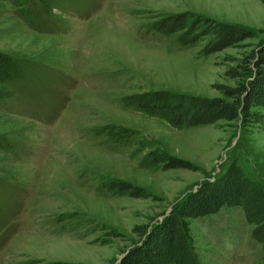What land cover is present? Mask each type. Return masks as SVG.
<instances>
[{
    "label": "rangeland",
    "instance_id": "1",
    "mask_svg": "<svg viewBox=\"0 0 264 264\" xmlns=\"http://www.w3.org/2000/svg\"><path fill=\"white\" fill-rule=\"evenodd\" d=\"M66 6L45 24L30 25L10 1L0 0V51L42 73L0 102V133L14 144L0 149V179L11 184L16 205L12 231L0 239V264H116L139 239L137 227L156 223L230 164L264 185V125L239 119L174 127L122 100L155 89L216 97L223 96L218 85H234L224 56L243 48L205 55L204 41L182 46L173 36L147 31L149 12L194 11L249 26L261 37L264 0H77ZM108 123L135 130L132 143L91 135ZM153 149L186 160L189 168H161L146 155ZM109 178L150 196L108 192L100 184ZM189 222L200 264H264L239 207Z\"/></svg>",
    "mask_w": 264,
    "mask_h": 264
},
{
    "label": "trees",
    "instance_id": "2",
    "mask_svg": "<svg viewBox=\"0 0 264 264\" xmlns=\"http://www.w3.org/2000/svg\"><path fill=\"white\" fill-rule=\"evenodd\" d=\"M8 1L17 8L20 17L35 25L45 24L53 16V10L64 11L68 8L66 5L74 6L77 0ZM149 13L146 30L173 36L182 46L204 41L201 52L205 55L230 47L243 48V51L238 56H224L228 65L225 76L231 78L234 85H218L223 96L208 97L155 89L124 95L125 105L159 116L174 127L239 119L243 124L264 125V30L260 31L262 35L259 37L257 31L249 26L216 20L189 10ZM248 39H256V42L245 43ZM35 68L36 64L26 59L0 51V102L11 99L18 84L42 75ZM90 132L122 146L131 144L137 134L131 128L112 123L94 127ZM139 144L144 146L142 140ZM13 148L8 136L0 133V149L11 151ZM146 155L163 169L189 168L186 160L158 149L150 150ZM100 186L116 195L150 196L145 188L124 180L109 178ZM11 188L10 183L0 179V239L12 231L10 222L16 214V205L13 206L10 199ZM223 206L242 210L245 221L251 226V236L260 244L264 257V185L246 177L232 163L222 174L199 182L156 223L137 227L139 239L116 264H200L194 252L189 220L215 213Z\"/></svg>",
    "mask_w": 264,
    "mask_h": 264
},
{
    "label": "water",
    "instance_id": "3",
    "mask_svg": "<svg viewBox=\"0 0 264 264\" xmlns=\"http://www.w3.org/2000/svg\"><path fill=\"white\" fill-rule=\"evenodd\" d=\"M123 255L120 256V258L122 257ZM120 258L116 261V263L120 260Z\"/></svg>",
    "mask_w": 264,
    "mask_h": 264
}]
</instances>
